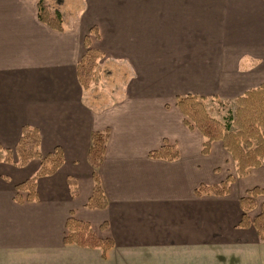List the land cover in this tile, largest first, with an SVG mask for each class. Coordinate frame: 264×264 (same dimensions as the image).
<instances>
[{
  "label": "crops",
  "instance_id": "0c3cea01",
  "mask_svg": "<svg viewBox=\"0 0 264 264\" xmlns=\"http://www.w3.org/2000/svg\"><path fill=\"white\" fill-rule=\"evenodd\" d=\"M53 8L63 31L39 19L38 0H0V143L14 149L24 126L39 127L42 153L60 147L65 161L40 176L34 201L18 200L16 185L40 159L0 162V264H264V239L240 223V198L264 188V164L228 195L199 196L237 166L220 140L202 152L203 134L176 105L193 94L236 106L264 83V0H82L69 18ZM88 35L104 57L85 90L77 66ZM108 128L98 168L108 205L91 208V134ZM164 144L179 159L149 156ZM71 216L113 248L64 243Z\"/></svg>",
  "mask_w": 264,
  "mask_h": 264
},
{
  "label": "trees",
  "instance_id": "16d2710c",
  "mask_svg": "<svg viewBox=\"0 0 264 264\" xmlns=\"http://www.w3.org/2000/svg\"><path fill=\"white\" fill-rule=\"evenodd\" d=\"M39 19L55 30L65 29L63 13L58 8H53L49 0H38ZM90 30L92 33V30ZM85 43L87 50L82 60L78 63V78L85 90L90 89L96 81L99 68V61L104 54L91 47L90 36H86ZM207 97L188 94L177 96L176 105L182 110L184 121L188 128L197 129L204 136L202 152L209 153L215 140L224 143V147L232 154L235 161L236 173H230L227 178L215 185L202 184L195 190L199 196L204 194L228 195L231 192V185L237 178L246 176L257 167L264 164V83L257 88L249 89L242 96L236 99V110L220 120L212 116L206 106ZM19 142L14 149L7 148L0 143V162L26 166L33 159H40L41 166L33 176L17 183L18 200H37V181L40 176H49L63 166L64 150L56 147L53 152L44 155L40 150L42 142L39 127L26 125ZM92 142L88 152V160L93 167L94 189L88 200L87 207L105 208L108 205L103 184L101 183L98 168L104 160L107 144L110 138V129L96 130L92 134ZM180 150L176 145L164 144V146L150 151L149 156L165 160L179 159ZM71 194L76 196L78 184L69 179ZM25 194V198L22 194ZM264 188L252 187L240 198L242 218L241 225L250 227L252 224L257 234L264 239V202L259 205L258 197L263 195ZM259 207L260 212L254 217L252 213ZM66 236L64 243H75L84 247L102 248L107 251L115 245L110 238L98 237L90 223L76 219L73 216L68 218L66 223Z\"/></svg>",
  "mask_w": 264,
  "mask_h": 264
},
{
  "label": "rangeland",
  "instance_id": "374dc122",
  "mask_svg": "<svg viewBox=\"0 0 264 264\" xmlns=\"http://www.w3.org/2000/svg\"><path fill=\"white\" fill-rule=\"evenodd\" d=\"M50 2H51L50 5L52 4V7L53 4L55 5L56 3H59L60 8L66 12L68 18L76 14L77 11L79 10V7L82 4V0H51ZM99 69L100 66L98 68L97 75L99 74ZM99 93L101 95H106L107 90L101 88ZM206 106L209 109V112L211 113L212 116H215L223 121L225 120V116H228L229 113H233L236 110V106L230 105L229 103L223 104L221 102H216V103L208 104L206 102Z\"/></svg>",
  "mask_w": 264,
  "mask_h": 264
}]
</instances>
